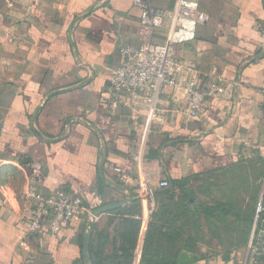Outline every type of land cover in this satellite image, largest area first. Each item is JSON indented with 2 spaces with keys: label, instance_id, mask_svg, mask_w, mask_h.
Listing matches in <instances>:
<instances>
[{
  "label": "crops",
  "instance_id": "obj_1",
  "mask_svg": "<svg viewBox=\"0 0 264 264\" xmlns=\"http://www.w3.org/2000/svg\"><path fill=\"white\" fill-rule=\"evenodd\" d=\"M132 1L0 0V264H91L82 251L92 217L78 215L56 239L30 233V185L109 205L125 199L110 165L118 168L130 178L129 202L94 220L100 232L114 215H138L143 231L150 215H230L223 205L238 204L237 194L246 200L244 167L264 161V0H193L206 20L177 57L218 91L198 120L180 112L183 91H165L140 179L132 155L145 113L140 105L111 111L100 99L118 46L161 42L169 27L143 25ZM144 1L158 10L174 3ZM253 211L242 204L231 214L246 223L229 234L242 240L221 251L235 257L204 247L210 255L193 264H245L253 218L243 215Z\"/></svg>",
  "mask_w": 264,
  "mask_h": 264
},
{
  "label": "built area",
  "instance_id": "obj_2",
  "mask_svg": "<svg viewBox=\"0 0 264 264\" xmlns=\"http://www.w3.org/2000/svg\"><path fill=\"white\" fill-rule=\"evenodd\" d=\"M132 3L140 9L143 25L157 31L168 21L169 27L161 42L118 46V64L109 70V81L100 99L111 111L122 108L133 110L139 105L144 111L145 123L137 133L132 155L136 176L140 179L151 125L159 117L158 103L165 91H183L186 103L180 112L188 119L198 120L204 104L215 97L218 85L211 83L203 86L194 70L177 57V48L194 42L199 24L206 20L195 1L174 0L169 10L155 9L144 0H133ZM110 168L119 175L124 196L128 197L130 178L113 165ZM168 186L167 181L159 183L161 189ZM25 198L31 207L29 232L52 239H56L78 215L86 213L92 217L95 209L105 205L102 196L82 199L66 191L46 193L36 185L26 189ZM152 211L153 208L150 214ZM245 264H264V180L254 206Z\"/></svg>",
  "mask_w": 264,
  "mask_h": 264
},
{
  "label": "rangeland",
  "instance_id": "obj_3",
  "mask_svg": "<svg viewBox=\"0 0 264 264\" xmlns=\"http://www.w3.org/2000/svg\"><path fill=\"white\" fill-rule=\"evenodd\" d=\"M263 173L264 161H261V164H259L257 168L254 167V170L250 166L244 167L243 175H246L247 177L249 176L250 178V182L248 179V186H246L247 194H244L246 196V200H243L242 203L241 196L237 194L234 197H239L238 200L240 202L238 204L229 202L227 204V207L223 205L228 210L230 215H150L148 221L145 223L144 230H141L139 234L138 246L141 247L143 241L146 240V238H150L148 242L149 247L152 250H163L164 253H167V256L169 257L177 251L178 246H176V243L179 242L181 244L185 243L184 246H181V250L183 248H186L188 254L194 257V261L195 259H197L198 261L207 259L210 253L207 252L206 249L215 250V252L212 253L213 256L221 255L223 258L227 259L235 257L236 255H230V253L228 252L221 251H223L224 247H226L228 243H230V245H234L236 244L235 241L242 240L241 236H234L241 232L242 228H240V225L242 226L246 223H239L240 217L242 215L231 214L240 212L242 209V204H245L248 207L249 212L253 211L254 206L263 189ZM223 210L225 209L223 208ZM243 216L244 218L248 219L253 218V215ZM140 221L141 226H143V221ZM124 222H126L124 218L114 217L110 222L104 223L99 226L102 230L101 233L98 232L100 230L97 226V233L99 234V236L96 237L95 244H103L102 246L104 247L106 253H110L113 246L117 244L118 241V243H121L120 236L124 232ZM149 223H152L154 225L153 230L150 229L151 232H148V229H145ZM247 227L248 243L251 233L252 221L248 223ZM231 228L236 229V232L233 233L234 236H229ZM185 229L186 231L188 229L194 231V234H196L195 239L188 238L186 236L187 232L185 231ZM211 235L215 237H210ZM189 239L192 240L194 246L189 245ZM247 243L245 242L243 248H247ZM196 244L200 245V247L198 248ZM201 247H205L206 249L204 248V251L206 252H203V248ZM242 256L245 260L246 253Z\"/></svg>",
  "mask_w": 264,
  "mask_h": 264
},
{
  "label": "trees",
  "instance_id": "obj_4",
  "mask_svg": "<svg viewBox=\"0 0 264 264\" xmlns=\"http://www.w3.org/2000/svg\"><path fill=\"white\" fill-rule=\"evenodd\" d=\"M136 212H139L138 208H136ZM114 216L126 220V222H124V232L120 236L121 243H118V241L117 244L113 246L112 251L106 253L102 246L103 244H95L96 237L99 236V234L97 233V227L93 226L89 241V260L91 264H176L181 248L177 249V251L169 257L163 250H152L148 243L150 238H146L141 247H139L138 239L142 226L140 219L134 217L138 215ZM153 228L154 225L149 223L145 229L151 232L150 229L153 230ZM189 243L193 244L191 239H189ZM182 250L186 249L183 248ZM197 261L198 260L195 259L194 263Z\"/></svg>",
  "mask_w": 264,
  "mask_h": 264
},
{
  "label": "water",
  "instance_id": "obj_5",
  "mask_svg": "<svg viewBox=\"0 0 264 264\" xmlns=\"http://www.w3.org/2000/svg\"><path fill=\"white\" fill-rule=\"evenodd\" d=\"M127 202H129V199L125 198L118 203L104 205L102 207L95 209L92 212V221L89 223L88 231H87L85 239H84L83 251H82L84 257L87 260H89V241H90V236H91L94 220L97 219L100 216V214L111 211V210L116 209V208H119L120 206L126 204ZM193 263H194V257L188 253H185V252H181L177 258V261H176V264H193Z\"/></svg>",
  "mask_w": 264,
  "mask_h": 264
}]
</instances>
